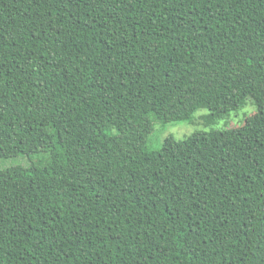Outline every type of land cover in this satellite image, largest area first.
<instances>
[{
    "label": "trees",
    "instance_id": "trees-1",
    "mask_svg": "<svg viewBox=\"0 0 264 264\" xmlns=\"http://www.w3.org/2000/svg\"><path fill=\"white\" fill-rule=\"evenodd\" d=\"M200 109L224 130L151 148ZM19 156L0 264H264V0H0V161Z\"/></svg>",
    "mask_w": 264,
    "mask_h": 264
},
{
    "label": "rangeland",
    "instance_id": "rangeland-1",
    "mask_svg": "<svg viewBox=\"0 0 264 264\" xmlns=\"http://www.w3.org/2000/svg\"><path fill=\"white\" fill-rule=\"evenodd\" d=\"M253 108L255 112V107L250 105V103H247L246 106H244L243 109L232 112L230 113L229 118H227V125L235 124L246 117L250 116L253 114ZM251 110V112H250ZM208 114V111L206 109H200L199 111L196 112L193 118V122H187V123H169L167 125H163V128H160L158 131L156 130V127L154 126V130L152 134L149 137V145L151 148L156 147L158 144H160L161 141L164 140L167 136L171 135L175 139H182L185 136L192 135L197 132H206L209 131L210 129H214L217 131H222L224 129L221 128V125L219 123L215 125H207L204 124L203 121L199 120L200 117L206 116ZM158 126V125H157ZM235 126L234 128H236ZM23 161L28 162V159L23 156L7 159V160H1L0 161V169H5L17 165H23Z\"/></svg>",
    "mask_w": 264,
    "mask_h": 264
}]
</instances>
